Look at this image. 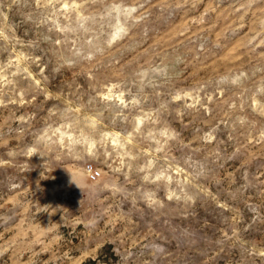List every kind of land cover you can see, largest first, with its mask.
I'll use <instances>...</instances> for the list:
<instances>
[{
	"label": "rangeland",
	"instance_id": "rangeland-1",
	"mask_svg": "<svg viewBox=\"0 0 264 264\" xmlns=\"http://www.w3.org/2000/svg\"><path fill=\"white\" fill-rule=\"evenodd\" d=\"M0 264H264V0H0Z\"/></svg>",
	"mask_w": 264,
	"mask_h": 264
},
{
	"label": "built area",
	"instance_id": "built-area-1",
	"mask_svg": "<svg viewBox=\"0 0 264 264\" xmlns=\"http://www.w3.org/2000/svg\"><path fill=\"white\" fill-rule=\"evenodd\" d=\"M92 173V176L94 175V176H96V175H98V173L97 172H91ZM93 176V177H94Z\"/></svg>",
	"mask_w": 264,
	"mask_h": 264
}]
</instances>
